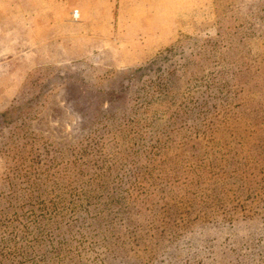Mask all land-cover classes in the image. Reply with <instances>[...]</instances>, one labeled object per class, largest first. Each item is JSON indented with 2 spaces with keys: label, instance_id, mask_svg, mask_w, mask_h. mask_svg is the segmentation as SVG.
<instances>
[{
  "label": "rangeland",
  "instance_id": "rangeland-1",
  "mask_svg": "<svg viewBox=\"0 0 264 264\" xmlns=\"http://www.w3.org/2000/svg\"><path fill=\"white\" fill-rule=\"evenodd\" d=\"M135 2L0 0V264H264V0Z\"/></svg>",
  "mask_w": 264,
  "mask_h": 264
},
{
  "label": "crops",
  "instance_id": "crops-1",
  "mask_svg": "<svg viewBox=\"0 0 264 264\" xmlns=\"http://www.w3.org/2000/svg\"><path fill=\"white\" fill-rule=\"evenodd\" d=\"M103 2L105 0H102ZM136 4H140V6L138 7L140 11H144V12H150V11H154L155 10V0H136L135 2ZM91 8H84L81 9L82 13L84 14L85 12L89 11ZM167 10H170V8H168ZM85 15V14H84Z\"/></svg>",
  "mask_w": 264,
  "mask_h": 264
},
{
  "label": "built area",
  "instance_id": "built-area-1",
  "mask_svg": "<svg viewBox=\"0 0 264 264\" xmlns=\"http://www.w3.org/2000/svg\"><path fill=\"white\" fill-rule=\"evenodd\" d=\"M79 15H80V13H79V10H78V9H75V10L73 11V13H72L73 18H78Z\"/></svg>",
  "mask_w": 264,
  "mask_h": 264
}]
</instances>
